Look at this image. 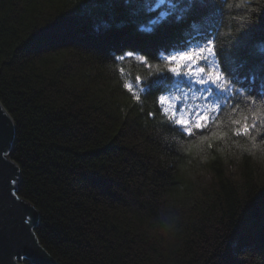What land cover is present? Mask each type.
Wrapping results in <instances>:
<instances>
[{
	"label": "trees",
	"instance_id": "1",
	"mask_svg": "<svg viewBox=\"0 0 264 264\" xmlns=\"http://www.w3.org/2000/svg\"><path fill=\"white\" fill-rule=\"evenodd\" d=\"M158 1L0 0V103L15 125L19 196L39 212L35 234L57 264H264V232L247 224L264 210V145L161 135L152 99L137 104L122 86L138 92L150 68L114 60L135 51L153 66L206 15L229 67L264 94V5L167 0L153 10ZM239 118L229 111L220 129ZM198 168L216 181L200 208L181 193ZM169 201L179 209L163 211Z\"/></svg>",
	"mask_w": 264,
	"mask_h": 264
},
{
	"label": "snow or ice",
	"instance_id": "2",
	"mask_svg": "<svg viewBox=\"0 0 264 264\" xmlns=\"http://www.w3.org/2000/svg\"><path fill=\"white\" fill-rule=\"evenodd\" d=\"M206 44L207 47L197 48L193 52L182 51L178 55L168 57L169 64L174 66L169 67L167 73L186 80L189 87H173L165 94L156 79L164 72H154L150 73V79L141 80L136 77L138 92H133V87L129 84H124V89L131 93V98L137 104H143L149 97L152 99L154 110L148 115L158 122L161 135L164 132L179 133L182 139L187 137L201 142L236 137L250 140L253 148L264 145V94L237 88L234 81L217 83L222 76L217 74L213 78L211 72H206V69L200 66V63H207L209 57L217 56L213 41L207 39ZM204 53H207V56H204ZM126 57H134L147 67H152L148 55L135 51H125L115 56L114 60L123 61ZM120 71L122 73L123 69ZM215 90L224 94L222 101L213 98ZM193 100L198 102L196 106L187 108L186 105ZM226 109L240 118L233 119L231 125L222 131L221 117Z\"/></svg>",
	"mask_w": 264,
	"mask_h": 264
},
{
	"label": "water",
	"instance_id": "3",
	"mask_svg": "<svg viewBox=\"0 0 264 264\" xmlns=\"http://www.w3.org/2000/svg\"><path fill=\"white\" fill-rule=\"evenodd\" d=\"M15 136V125L0 103V264H57L35 234L39 212L19 196L20 169L9 158Z\"/></svg>",
	"mask_w": 264,
	"mask_h": 264
},
{
	"label": "bare ground",
	"instance_id": "4",
	"mask_svg": "<svg viewBox=\"0 0 264 264\" xmlns=\"http://www.w3.org/2000/svg\"><path fill=\"white\" fill-rule=\"evenodd\" d=\"M218 1L222 4V6L224 4H226V2H227V0H218ZM210 19L211 18H208V16L205 15V18L201 17L200 21L193 23V24H196L193 29L189 28V30L191 31V32H189V35L193 39L198 41L200 37L201 38H203V37L207 38L208 37V38H211L214 40L213 43L216 46V47H214V50L217 52V56L216 57H209L208 62L207 63H200V66H204L207 64L210 67L211 71L210 70H206V71L211 72L213 78L215 77V74L213 73V71L220 67L218 74H220L222 76V79L220 81H217V83H225V80H229V81H234V86L237 88H241L244 91L250 92V91L254 90L255 85H252V83H251V85H249L247 83L245 74L240 73V72H236L235 70H233L229 67L228 62H226V60H225L226 58L224 57L225 53L223 54V52H220L219 47H218V45H219V33H217L218 28H214V29L208 28L211 25V23H209ZM162 22H168V19L163 20ZM162 22H161V24H162ZM205 31H211L212 33L205 32ZM150 32L151 31L149 29H146L144 31V33H150ZM203 40H207V39H203ZM189 43L191 44V42H189ZM186 46H187V42H183L180 45L177 44V47H180V48H184ZM188 50L189 49H186V51H188ZM191 51L192 50H189V52H191ZM178 54L179 53L176 52L174 50V48L170 49L168 51L160 49L155 53V56L153 59L154 65L150 68L151 73L164 72L163 74H161L156 79L159 81L161 90L165 94L167 92L171 91L173 89V87L186 88V87L190 86L186 80H182V78H180V77H175V76H172L170 73H167V69L171 66L168 65V60H167L166 56H173V55H178ZM214 60H219L221 63L213 64ZM262 87H264V85L260 83L257 88H262ZM186 90L187 89H185V91ZM261 91L262 90H260V93H261ZM213 98L216 99L217 101H222L225 97H224V94L222 92H220L219 90H215ZM197 103H198L197 101L193 100L189 104H187L186 107L187 108H194ZM229 111L230 110L226 109L224 111V113L222 114V116L226 115Z\"/></svg>",
	"mask_w": 264,
	"mask_h": 264
},
{
	"label": "rangeland",
	"instance_id": "5",
	"mask_svg": "<svg viewBox=\"0 0 264 264\" xmlns=\"http://www.w3.org/2000/svg\"><path fill=\"white\" fill-rule=\"evenodd\" d=\"M183 5V4H180V6ZM179 7V9H181L182 7ZM161 9V8H160ZM162 10V9H161ZM159 10V11H161ZM165 10V9H164ZM146 11V9H145ZM179 13V11H178ZM160 16V15H159ZM167 18L166 14L165 15H161L158 19L159 20H163L164 18ZM172 18H174V21H178L177 19V16L175 17L174 15L171 16ZM196 24H191L190 25V28H194ZM189 29V28H188ZM187 29V30H188ZM189 32H191L190 30L188 31H185L183 34H182V42L180 44H182L183 42H187L188 43V40L191 38V36L189 35ZM190 36V37H189ZM179 44V45H180ZM171 48V47H170ZM172 48L176 49L178 48L177 45H175L174 47L172 46ZM167 50V49H166ZM126 84V83H124ZM123 84V85H124ZM122 85V86H123ZM124 89V88H123ZM126 90V89H125ZM10 158V157H9ZM264 170V169H263ZM231 174L232 177H233V180L236 181V184L238 186L241 185L240 183V180H239V176L237 174V171L235 170V168H232L231 170ZM188 175H186V179L183 180V185H182V189H181V193H186L188 194L189 196H191V198L195 201L196 199L198 200L199 202V205H198V208H200V206L202 205V203L207 199V197L211 196L213 192V189L214 187L216 186V181L213 180V177L211 175V173H209L207 171V169H201V168H198L197 171L193 172V171H188L187 172ZM21 174V172H20ZM264 175V174H263ZM20 180H21V177H20ZM186 184V185H184ZM20 186V184H19ZM261 186V185H260ZM19 193H20V188H19ZM192 193V194H191ZM253 193H262V188L257 190L256 192H253ZM190 198V199H191ZM172 201V200H171ZM171 201H169L167 204L165 203H162L161 205V209L163 211H165L166 213H169V210H170V213L173 211V210H178L179 208H177V204H172L171 205ZM198 204V203H197ZM190 211H186L184 213V216H181V217H178V216H174V220L178 223V222H181L184 217L189 213ZM167 216V215H165ZM190 217H193L192 219L190 220H196L195 218L197 217H200L201 218V215L200 214H195L194 212H191L190 213ZM176 224V223H175ZM247 224H256L254 227L258 228V229H261L262 232H264V210H260V212L258 213V215L255 217V219L252 221V222H249ZM263 236V235H262ZM241 248V247H240ZM226 256H227V261L228 259H230L233 255H229L226 253ZM222 257V256H221ZM233 262H236V259H233ZM238 259H241L240 261H238L239 263H242V264H247L248 262L245 263V257H239Z\"/></svg>",
	"mask_w": 264,
	"mask_h": 264
},
{
	"label": "clouds",
	"instance_id": "6",
	"mask_svg": "<svg viewBox=\"0 0 264 264\" xmlns=\"http://www.w3.org/2000/svg\"><path fill=\"white\" fill-rule=\"evenodd\" d=\"M257 4L259 5H264V0H256ZM247 3H250V0H246V4ZM232 5H229V7H231ZM261 9L259 7H250L249 8V12L251 13H255V12H258L260 11Z\"/></svg>",
	"mask_w": 264,
	"mask_h": 264
}]
</instances>
